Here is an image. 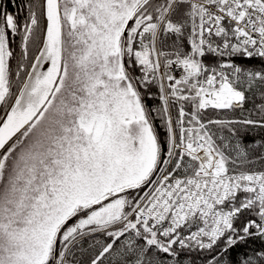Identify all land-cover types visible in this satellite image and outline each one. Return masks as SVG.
<instances>
[{
    "label": "snow or ice",
    "instance_id": "snow-or-ice-1",
    "mask_svg": "<svg viewBox=\"0 0 264 264\" xmlns=\"http://www.w3.org/2000/svg\"><path fill=\"white\" fill-rule=\"evenodd\" d=\"M0 264H264V0H0Z\"/></svg>",
    "mask_w": 264,
    "mask_h": 264
}]
</instances>
